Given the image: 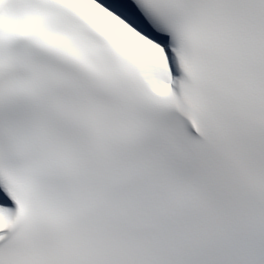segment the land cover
Instances as JSON below:
<instances>
[{"label":"snow or ice","instance_id":"obj_1","mask_svg":"<svg viewBox=\"0 0 264 264\" xmlns=\"http://www.w3.org/2000/svg\"><path fill=\"white\" fill-rule=\"evenodd\" d=\"M0 264H264V0H0Z\"/></svg>","mask_w":264,"mask_h":264}]
</instances>
